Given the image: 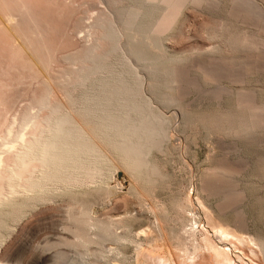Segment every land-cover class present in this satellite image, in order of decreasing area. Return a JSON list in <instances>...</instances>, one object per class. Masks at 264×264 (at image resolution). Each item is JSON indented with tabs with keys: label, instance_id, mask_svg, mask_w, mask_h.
<instances>
[{
	"label": "rangeland",
	"instance_id": "1",
	"mask_svg": "<svg viewBox=\"0 0 264 264\" xmlns=\"http://www.w3.org/2000/svg\"><path fill=\"white\" fill-rule=\"evenodd\" d=\"M132 1L133 0H0V133L5 128L9 127V125L13 123L12 120L14 121L15 118L20 121L22 114H24L26 108L32 103V99L35 98V96L36 98L40 96L46 80L54 82L69 80V82L73 84L75 80H72L76 79L77 81L79 73L83 75V73L89 72L90 75H86L92 76L91 67L97 64L95 62H98V59H100L96 56L97 53L98 55H106L108 57V54L113 52V43H110L111 40L106 41V37L104 38L108 30L102 23L103 20L105 24L109 21H113L114 24L112 23V26L114 28V26H119L120 19L123 18L125 20L122 19L121 30L126 28L123 30L126 35L128 32L129 34L133 32L131 35H134V33L136 35L133 36V41L131 40V35H124L126 40L123 37L120 42L121 49L123 50L122 52L121 50L114 52L115 55L118 54L122 56L124 51H127L129 54L134 53L133 56H131L133 60L135 56L136 58L134 61L131 58V62L134 66L141 65L139 66L140 69L138 68L139 70L136 66L134 67L139 73L142 67L141 74L144 72L148 75V71L142 66L144 62H146V65H157L160 71L164 69V71H161L164 72L163 78L167 76V71L165 69L169 70L167 72L169 76L171 75L170 69L172 73L175 70L181 71V75L178 77V85H181V89H185L186 91L182 90L184 95L176 89L169 91V89H167L168 87L166 88L165 86L167 90L164 89V93L162 90L164 84L161 88L159 86L162 90H160V94L162 93L161 95L170 92L168 94L170 96L173 91V94L176 93V97L173 98H176L177 101L172 107H167L162 103L160 107H157L156 105L159 106V103L155 99L156 97L153 98L152 96H159V90H153L149 87L151 92L152 90H156V93L158 92L157 95L154 92L152 95V93H149V90L146 89V97L154 100L153 102L156 100L155 103L157 104L153 103L154 106L152 105V107L159 108L161 114L162 112L164 113L166 120L169 119L166 121L167 124L169 125L170 123L166 129L168 132V135H166L167 139L164 138L165 141L161 143L162 146H160L159 149L152 150L148 157V160H150L149 167L155 165L154 168L156 167L155 170L157 169L156 175L152 173L153 176L151 174V171L154 170L153 167L152 169L150 168L151 170L148 168L149 171L147 170V174L143 171V176L140 175L141 180H139L141 182H137L136 180L133 181V176L126 171L125 173L124 170H122L121 164L114 159V167L111 165L105 170V179L102 186L101 184L100 186L95 185V187L92 186L94 190H92L91 187V190H83L85 192L80 190L60 195L57 197L60 200L61 197L64 196L67 198H62L65 200L62 202H60L59 199L55 200L58 202H56V204H59L58 206L60 207H54L55 203L50 202L46 203L47 206H44L46 204H42V208L37 205L36 207L38 208L27 210L25 203L20 204L23 201H18L15 206L4 209V213L1 211L0 245L2 244V246H0V264H82L83 262H85L84 264H139V262L141 264H162L161 260L156 258L158 256L168 259L170 264H184L182 250L184 247L191 250L193 244L197 242L203 247L201 253H199L197 257V259H199L197 264H218L212 257L209 245L204 241L205 238L210 242L212 241L214 246L216 245L228 249L233 264H264V255L257 247L252 248L253 245L251 243H244L241 245L233 240L221 243L214 229L222 225L228 227L231 231H236V233L241 230L240 233L238 232L237 234L245 235V237L253 239L256 243H264V239L262 240V238H264V125L259 127L253 124V119H248V116L251 118L249 111H245L242 107L237 106L238 100L237 96L235 97L239 91L245 92L246 94L250 93L252 94L251 96H254V101L257 105L259 104V106H261L263 104L262 106H264V0H203L199 5H197L198 3H191L190 5L187 3L183 5V7L176 8L178 10L174 9V15L168 21L166 33L162 35L148 33V35H152L149 37V39H151L150 41L153 44L155 42L157 46L149 43L148 35H145L144 39L147 37L148 40L145 39V41L142 35L139 36L134 31L136 28L143 27L144 24L146 26V22L148 21L152 24L153 21L155 22L159 19L163 11H161V9H163L164 6L162 4L157 5L155 12L151 14V7L149 6L148 8L146 3L144 5L141 1L139 6L141 8L142 5V8H138V12L141 15L138 19L139 21L137 20V26L135 23V29L133 28V31L131 28V32V30L125 27L127 23L125 12L131 11L132 9L137 11L136 8L130 7L133 4L135 5L134 2L136 0ZM217 3H219V5ZM136 4L138 5L137 1ZM200 4L202 5L201 7ZM137 5H135V7H138ZM235 14H238L237 18L239 19H241V14L248 16V19L250 18L252 22L248 20L244 25V23L234 18L236 17ZM8 18H10L12 22L10 19L9 21ZM252 18L260 22L253 21ZM115 22L118 24L116 23V25ZM100 23L104 26L101 27ZM253 24L260 30L257 31V28ZM149 25H147V27H149ZM102 28H105L106 31ZM159 36L162 38L159 39ZM154 37H156L157 41H155L156 39L154 40ZM139 39L148 43L149 46L144 42L149 49L145 47L143 42H140ZM123 40L125 41L122 42ZM136 41L138 44H136ZM122 43L129 44L127 46L125 45V48L128 50L122 47ZM141 43L143 48L141 47ZM161 43H163V47ZM150 44L158 49L156 48L154 50L155 47L153 48ZM137 48L138 51L142 48V52L140 51L141 54L138 52L139 55L142 56L141 59L139 58L140 56L137 57V50H134ZM131 49H133V52H131ZM88 50L93 53H90L89 57H87L89 54ZM114 54H111L110 57L107 58L109 62L107 59H103L106 61L105 64H107V68H109V66L113 68V64L118 62V59L122 62L120 58H123V56L120 57L116 55L115 57ZM93 55L98 59L96 60L93 58ZM144 56L147 57V60H143L145 59ZM88 58L90 60L93 58L94 60H92L95 62L93 63L88 60ZM103 60L100 59L99 62H104ZM156 60L158 62H156ZM120 62L116 64L122 65ZM217 62L221 65L224 63V66H227V68L232 70V73L236 75H241V71L245 69L242 71V73H244L242 77L243 80L241 79L237 82L228 78H226V80L222 79L220 82L208 80L204 77L199 67L204 65L203 63H206V65H216ZM247 64L249 67L252 65L250 68L253 70L248 68ZM117 65L114 67L117 69L116 71H123L125 69L120 68L123 66L117 67ZM111 68L106 69L104 73L101 72L102 74H97L98 76L93 75V79V76L89 77L87 88L70 90V88L73 87V85H70L66 89L56 87L55 92L59 91L58 94L64 97L65 92L63 95V91L69 89L73 94L76 93L75 96H79L78 98H80L84 90L88 89L87 91H92L94 87H91L93 84L90 85V83L93 82L94 79V82L101 77L104 79H111V73L109 71ZM119 68L121 70H119ZM88 69L90 71H88ZM112 71H114V69H112ZM105 74H109L108 77L105 76ZM141 74L139 75L141 76ZM146 74L143 76L145 82L150 80L149 83L151 84V78L147 81L150 76L146 79ZM160 75L158 79L161 77V79L164 80ZM167 78L169 77L167 76ZM161 79L159 82L157 80V84L159 83L160 85L164 83ZM182 84L185 85L183 86ZM147 85L148 83H146V86ZM220 86L223 88L221 91ZM156 88H158L157 85ZM186 88L188 90L190 89V91L186 90ZM253 93L256 95H253ZM173 94L171 97L174 96ZM250 94L248 95L250 96ZM162 105L164 107H162ZM157 108L156 110L158 112L159 110ZM241 108L245 113H248V116L244 114V116L246 115V121L243 115L241 118V113L243 112ZM239 110H241V113H239ZM43 115L42 113V116ZM231 115L234 116L230 118L229 116ZM175 116L177 118H175ZM238 116H240V118ZM236 117L238 121L240 119L239 122L236 120L240 124L250 123L246 126H251V129L254 127L252 131L250 128L249 130H245L248 129L245 125L237 124V122L234 121ZM243 118L244 123L242 122ZM168 127L170 128L168 129ZM257 127H259V129ZM11 159L12 157L10 160ZM112 167L113 171L110 169ZM223 169L230 171L231 175L222 176L220 172H222ZM114 171L116 173H114ZM108 174L110 175V179ZM144 174L146 175L144 176ZM148 174L152 177L145 178L149 176ZM214 174H216V176ZM136 176L134 175L135 178H140ZM144 179H148L147 183ZM106 182L108 183L106 184ZM235 182L238 184H235ZM207 183H209L208 185L212 187L211 189H213L214 192L208 189L209 187L206 188L208 186ZM115 184L117 186H115ZM139 184L141 189L138 187ZM113 185L115 187H113ZM135 185L139 189L135 187L137 191L134 190V194L139 193V195L137 194L138 196L135 194L137 197L134 194V196H131L133 193L131 188L133 187L134 189ZM141 185L143 187H141ZM103 186L104 188L102 189ZM110 186L113 189L117 188L112 191ZM98 188L102 191L98 190ZM216 188L218 190H215ZM232 188L237 189L240 193L239 197L230 196L229 192ZM104 190L105 192L110 190L107 192V195L104 193L107 197L108 195L115 194L116 191V196L113 195L115 197L110 196L105 199L110 203L113 197L110 203L111 205L109 204L111 207L102 199V197L105 198L103 195ZM209 190L213 192L212 194L214 195L209 193ZM227 190L229 191L227 192ZM86 192L89 194H84ZM90 193L92 194L91 196ZM128 193L130 195H128ZM206 193L212 196L209 197ZM82 194H84L83 197H79L80 195L82 196ZM84 196L87 199H85ZM74 197L75 203L72 201ZM76 199L78 201H76ZM101 201H104L102 202L103 204ZM153 201L155 203L157 201L158 205L160 204L159 207L154 208L155 212H153L152 207L158 205L157 203L155 205ZM75 204H81L83 206H94L95 204L94 208H96L97 213H101L97 214L98 217L100 215L101 218L104 210L115 209L114 211L110 210L111 214L109 216H103V220L109 219L108 217L111 218L114 213L111 219L114 221L117 219L116 223L119 226L117 234L120 233L124 235L123 233L126 234L127 232L125 239L118 243V246L115 245L112 240L105 242H108V244L103 243V249L105 247L108 252H106L105 255L102 254L103 258L100 257L101 255H99V257L96 255V257L92 252L87 254L88 257L86 255L83 256V254V257H78V253L74 256L73 251H67V248L65 249L64 247L63 250H66V254L61 259H56L54 255L52 256L53 251L52 253L51 251H42L47 243H53L50 241L55 240L54 243H57V240L60 239L58 235H61V238L67 236L66 232L63 230V225L67 217L66 212L68 210L65 209V207L69 208L71 205V208L74 207ZM103 205L104 207L106 206L105 209L102 208ZM100 207L103 211H100ZM149 208H151V210ZM16 210L19 211H17L19 215L14 213ZM106 212L103 214L107 215L108 213ZM129 212H131L130 216H128ZM116 213L120 214L116 216ZM28 214L30 215L28 216ZM160 214H162V217ZM118 216L120 217L119 219ZM133 218L134 220H132ZM16 219L19 220L17 221ZM155 219H157L158 222ZM156 222L159 224L157 225ZM195 222V227H198L195 236L193 235L185 240V237L188 236L181 230L182 227H184V223L190 225ZM153 225H156V227ZM124 226H127L125 229L131 227L132 229L130 230L132 232L127 230L123 232L124 229L121 231ZM186 228L188 229L189 227L186 226L185 229ZM245 228H247L246 231ZM149 233L152 235L153 239H156L153 240ZM249 233L253 237L250 236ZM129 237L131 239H129ZM130 240L131 245L130 242H128ZM149 240H152L150 241L151 244L148 242ZM159 240L161 241L159 242ZM196 240L197 242H194ZM109 242L110 244L112 243L111 245L113 246H109ZM152 242L155 243V245H153ZM233 243L235 244L233 245ZM149 244L154 248L151 249L152 246ZM176 244L179 245V247L176 246ZM92 247V250L96 248L95 245H92ZM180 248L181 250H179ZM120 251L123 252V256ZM112 253L116 254L114 255ZM107 254H109V256H106ZM115 256L117 257L115 258ZM104 257H106V259ZM120 257L123 259L121 258L120 260ZM103 259L105 260L103 261ZM116 260H119V262Z\"/></svg>",
	"mask_w": 264,
	"mask_h": 264
},
{
	"label": "bare ground",
	"instance_id": "2",
	"mask_svg": "<svg viewBox=\"0 0 264 264\" xmlns=\"http://www.w3.org/2000/svg\"><path fill=\"white\" fill-rule=\"evenodd\" d=\"M133 1H135V0H133ZM136 1L138 2V5L136 4ZM136 1L134 3L138 7H135L134 4H133L134 6L132 5L130 7L136 8L137 11H135L131 8L133 11L131 10V11L125 12L126 16H127V19H126L127 23H126L125 27H127V29H129V30H131V28L135 29V27H134L135 23L137 26V20L139 19L140 15H141L138 12V8H140L139 3H141V1L144 5L146 3L148 8H149V6L151 7V9H152L150 12L151 14L155 12L157 5L162 4L164 6L163 9L160 8L161 11L162 10L163 11L161 13L160 18L157 19L155 22L153 21V23L150 24L148 21V22H146V26L144 24L143 27H139L138 29L136 28L135 31L133 29V31L136 32L139 36H141V35L143 36L142 37L143 40H145V39L147 40V37L145 39H144V37H145V35H148V33H155L158 35H162V34L166 33V31L168 29V21L173 17L174 9L178 10L176 8H179L181 6L183 7V5H185L187 3L189 5L191 3L192 4L198 3L197 5H199V3L201 1L203 2V0H136ZM18 3H20V2H18ZM211 3H213V2H211ZM219 3H217V4L219 5ZM201 6L202 5L200 4V7ZM204 7H205V5H204ZM141 8H142V5H141ZM148 8H145V9H148ZM127 9H129V8H127ZM232 13H234V12H232ZM156 15H157V13H156ZM237 15L234 18L237 21L244 23V25L247 23L248 20H250V22H252L250 18L248 19V16L241 14L242 15V16H240L241 19H239V18H237L238 17ZM122 16H124V15H122ZM10 18H8V20ZM114 18H116V17H114ZM122 19H120L121 20L120 22L117 21V22H119L120 29H119V26H117V27L114 26V28H113V26H112L113 21H109L110 23L109 22L106 23L107 25L105 24V22H103L104 20L102 21V23L105 25V28H107V30H108V31H106L105 28L104 29L102 28L103 30L106 31V34H107V35L106 34L104 35V38L106 37V41L111 40L110 43L111 42L113 43L112 44L113 45V47H112L113 52L110 50L112 52L111 54H114V52H117L119 50H121V52H122L123 49H121V45H120L121 39L124 37V35L127 36L129 34V32L127 35L124 33L125 31L123 32V30H125L126 28L121 30ZM252 19H253V21L254 20L256 21L255 18H252ZM123 20H125V19H123ZM11 22H12V20H11ZM117 22H115V24ZM150 22H151V20H150ZM256 22H260V21H256ZM102 23H100L101 27L104 26V25H101ZM147 23H149L150 25ZM147 25H149V27H147ZM250 25H251V23H250ZM260 26H258V27H260ZM259 30L260 29L257 28V31H259ZM131 32H132V30H131ZM131 34H133V32ZM131 34H129V35H131ZM134 35H135V33H134ZM134 35H131L132 41L134 40V38H133ZM150 35L151 34L148 35V39H149ZM154 36L158 37L157 35H154ZM156 37H154V40L156 39ZM125 38L126 37H124V39ZM161 38L159 36V39H161ZM125 40H123L122 42H124ZM139 40H140V42H143V44L146 41V40L142 41L141 39H139ZM150 40L151 39H149V41ZM155 41H157V39ZM149 43L153 44L151 41ZM136 44H138L137 41H136ZM145 44L147 45L148 43L145 42ZM145 44H144V46L147 47ZM151 44H150V46H152V47L154 44H155V46H157L155 42L153 45H151ZM162 44L163 43H161V45ZM122 45H123L122 47L125 48V45L127 46L129 44L122 43ZM164 45H165V43H164ZM148 46H149V44H148ZM131 47H133V46H131ZM141 47L143 48L142 43H141ZM162 47H163V45H162ZM142 48L139 49V51H138V48L134 49V50H137V53H138L142 50ZM147 48L149 49V47H147ZM156 48L157 47H155L154 50ZM125 49H127V48H125ZM95 50H97V49H95ZM132 50L133 49H131V52H133ZM147 50H146V52H147ZM88 52H89V54L87 57H89V55H90V53H92V51L90 52L88 50ZM93 52H95V51H93ZM124 52L122 55L123 58H120L122 56L116 54L117 56H120L119 57L120 59H122L121 60L122 62H120L119 59L116 58V59H118L117 60L118 62H116V63L119 64V62H120V64L122 63V65H117L115 63V64H113V66L114 67H115V65H117V67L123 66L120 68H125V69L124 70L122 69L123 71H116L117 69H115L114 67L111 68L112 66L108 65L109 68H111V70H109L111 73V79H107L106 77H105L106 79H104L103 77H101L103 79L100 78V79L96 80V82H94V80H95L94 79L93 82L95 83V85L93 82L90 83V85L91 84L94 85V86L91 85V87H94L92 89V91H90V90L87 91L88 89L84 90L83 93L80 91L82 93L80 98H78L79 96H75V94H76L75 91H74L75 94H73V92H71L70 90H73V89L75 90L78 88L84 89L85 87L87 88L88 87L87 83H89L88 81L90 79L89 77H92L93 75H97L101 72L104 73V71L106 69H109V68H107V64H105V62H106L105 60L108 57H110V55H111L109 52H106V53L110 54V55L108 54V57L106 55H105L106 57L103 55H102L103 56L102 57L101 55H98L97 52H95V53H97V55L94 53L101 60L105 59V60H103L104 62H101V61L99 62L100 59L95 58L96 56H94V55L92 57L95 58L96 60L98 59V62L93 61L94 60L93 58H91V60L88 58V60L92 61L93 63L94 62L97 63V64H94L93 67H91L92 68V72H91L92 76H87L89 74V72L85 73V74L83 72H81V73H83V75H81L79 73V78L77 81H76V79H73V80L71 79L72 81L75 80V82L73 84H71L69 82V80L68 81H61V82H54V81L46 80L44 87H42L43 91H41L40 96L38 98H36V96H35L36 99L35 98L32 99V101H31L32 103L26 108L24 114H22L21 119L19 118L20 121H18V119H16V118L15 119L13 118L14 119V121L12 120L13 123L11 122L12 124H10L9 127L5 128L0 133V215L4 209H6L10 206H15L18 203V201H20V200L23 201L20 204L25 203V207L27 208V210L38 208V207H36L37 205H39V207H40L42 204L44 205V204L50 203V202L55 203L54 207H57L59 204L57 205L56 204L57 201H55V200L59 199L57 197H59L62 194L65 195L66 193H72L75 191L77 192L80 190L83 191L86 189L91 190L90 188L92 186L95 187V185L100 186V184H101V186H102V184L104 183V179H105V170L108 166L112 165L114 167V165H115L114 159H116L121 164V166L123 168L122 170H124V172L126 171L131 176H133L132 177L133 181L136 180L137 182H141L140 181L141 180L140 175L143 176V174H142L143 171H145V173L147 174V172L149 171L148 168L149 169L150 168L152 169V167L154 168V166H155L154 164H153L154 166L149 167L150 166L149 165L150 160H148L149 159L148 157H149L152 150L159 149V147L162 146L161 143H163V141H165L164 138L167 139L166 135H168V132L166 131V129H167V126L170 125V123L168 125L166 122L169 119L167 118L168 120H166L164 113L162 112V114H161V111L157 107H160L161 103L167 107H170V106L172 107L176 104V101H177L176 98H173V97H176L175 96L176 93L173 94L172 93L173 91H172L171 95L172 94L174 95L172 97H171V95L170 96L168 95L170 92L168 94L166 93L164 95H161L162 93L160 94V90H161L160 88L164 84V86L162 87L163 91L165 89V86H166V88L168 87L167 89H169V91H171L172 89H176L180 93L182 92V90L185 91V89H181V87H180L181 85L180 86L178 85V80H179L178 77L181 75V73H180L181 71L175 70L172 73V70L170 69V71H171L170 76H173V77H170L168 75L169 73H167L169 70L165 69L167 71L166 75L169 78H167L166 75H165L166 77L163 78L164 72H161V71L162 70L164 71V69H162L160 71V70H158L157 65H156L157 67L155 65H146L145 64L146 62H144V64L142 66H144L143 68H145V70L148 71V72L146 71L148 73V75L144 72L143 73L147 75V76L145 75L146 79L148 76H150L147 79V81H148L149 78H151V84H150L149 83L150 80L148 82H145V79L143 77L144 74L143 73H142L143 75L141 74L142 67H141L140 73H139V71H137L138 68L140 69L139 66H141V65L140 64L137 66L135 65L137 67V69H135L134 68L135 66L132 65L131 58L133 60L132 56L134 53L129 54V53H127V51L125 53ZM141 52H140V54H141ZM116 55L114 54L115 57H116ZM135 55H136V52H135ZM142 55H144V54H142ZM99 56H101L102 58ZM138 56H140L139 57L140 59L142 58V56L139 55V53H138L137 57ZM165 56H164V58H165ZM135 58H136V56H135ZM135 58H134V60H135ZM158 58H159V56H158ZM143 60H147V57H145V59H143ZM107 61H108V59H107ZM156 62H158V61L156 60ZM218 63L219 62H217L216 65H213V64H207L206 65V63H203L204 65H201L199 67V69L202 71L204 77H206L208 80H211L214 82H220L222 79L226 80V78L232 79L233 81L237 82V81L241 80L242 77L244 76V73H242V71L245 69H243L241 71V73H240L241 75H236V74L232 73V70L227 68V66H224V63H223V65L218 64ZM133 64H136V63H133ZM198 64H200V63H198ZM247 66H248V68L252 67V65L249 67L248 64H247ZM120 68H119V70H121ZM112 69H114V71H112ZM250 69H252V68H250ZM254 69H256V68H254ZM88 71H90V70L88 69ZM139 74H141V76L143 78ZM160 74H162V75H160ZM108 75L105 74V76H107V77H108ZM159 75L162 76V78L164 79V80H162L160 77V79L162 81H164V83H162L160 85H159V83L157 84V80H158V82L160 80V79H158ZM250 75H252V74H250ZM101 76H103V75H101ZM93 78H94V76L92 77V79ZM162 81H160V82H162ZM146 83H148L147 86H146ZM149 84H150V86H149ZM70 85H73V87L71 86L72 88H70V90L67 89L68 90V91L66 90L67 92L65 90L64 91L62 90L63 93L62 92L61 93L63 95L65 92L64 97L58 94V92H59L58 90H57L58 92H55L56 87H59L61 89H66ZM156 85L158 88H156ZM159 86H160V88H159ZM146 87H148V88L151 87V89H153V90L158 89L159 93L158 92L157 93L159 94V96L155 92L156 90L155 91L152 90V92H151V89L150 88L148 89ZM221 87L222 86H220V91L223 90V88H221ZM146 89L149 90V93H152V95L154 93L157 95V96H152V97L153 98L156 97L155 99L158 101L159 106L156 105L157 107H152L153 103H155L156 100H155V102H153L154 100L146 97V95H147ZM167 89H165V90H167ZM186 90H188V89L186 88ZM188 91H190V89ZM77 93H78V91H77ZM164 93H165V91H164ZM195 93H197V92H195ZM181 94H184V93L182 92ZM248 94H250V93H248ZM248 94H246L245 92L239 91L235 95V97L237 96V100H238L237 106L242 107L243 109H245V111L248 110L249 115L251 117V118H249V116L247 115L248 113L247 112L245 113L244 110L241 108L243 111L242 112L243 114H242L241 110H239V113H241V118L244 116V114H246L248 116V119H250V120L253 119V121H252L253 124H255L259 127H262L264 125V106H262L263 104L261 106H259V104L257 105L254 101V99H255L254 96H251L252 94H250V96H249ZM253 95H256V94L253 93ZM33 100H34V102H33ZM237 100H235V101H237ZM178 102H179V100H178ZM155 104H157V103H155ZM163 105H162V107H164ZM176 107H177V105H176ZM156 108L160 112L159 111L157 112ZM42 113L44 114L43 116H42ZM246 115L244 116L245 121L247 120ZM176 116H175V118H177ZM232 116H234V115H231L229 117L231 118ZM238 117L240 118V116H238ZM234 118H232V119H234ZM244 118H243V121L241 120L243 123H244ZM236 120H237V117H236V119H234V121H236ZM239 121H240V119H239ZM238 122H237V124H240ZM248 122H249V120H248ZM247 124H250V123H247ZM247 124L244 123V124H240V125L246 126ZM259 127H257V128L259 129ZM169 128L170 127H168V129ZM247 128L248 129H245V130H249V128L251 129V126H248ZM253 128L254 127H252V129ZM252 129H251V131H252ZM11 157H12V159L10 160ZM118 162H117V164H118ZM246 165H248V164H246ZM117 166H119V165H117ZM113 167L110 168V169H112L111 171H113ZM155 168H154V170L151 171V174L152 173L154 175L157 174V169L155 170ZM119 170L122 171L121 169H119ZM216 172H217V170H216ZM114 173H116V172L114 171ZM146 174H144V176ZM149 174H150V172H149ZM220 174L222 176L223 175L224 176L231 175L230 171L224 170V169L222 170V172H220ZM122 175H124V174H122ZM134 175L135 176L137 175L136 177L139 176L140 178L137 179L134 177ZM214 175L216 176V174H214ZM149 177H152V176L149 175L145 178H149ZM109 179H110V175H109ZM214 179H216V178H214ZM214 179H212V180H214ZM144 180L147 183L148 179L147 180L144 179ZM232 181H234V180H232ZM107 183L108 182H106V184ZM114 183H116V182H114ZM117 183H119V182H117ZM150 183L153 184L152 182H150ZM208 184L209 183H207V185ZM235 184H238V183L235 182ZM130 185H132V184H130ZM142 185H141V187H143L146 184H144L143 186ZM115 186H117V185L115 184ZM115 186L113 185V187H115ZM135 187H136V185L134 186V189H133V187L131 188L133 190V193L131 192L132 193L131 196L134 194V192H135L134 190H136ZM138 187H139V189H141L140 184ZM238 187H236V188H238ZM99 188H98V190L101 189V188L100 189ZM103 188H104V186L102 187V189ZM108 188H109V186H108ZM116 188H114V189L112 188V191H114ZM206 188L211 189L212 187L208 185ZM236 188L230 189V192H229L230 196H233V197H239L240 196V193L237 191ZM92 190H94L93 187H92ZM211 190L213 191V189H211ZM215 190H218V189L216 188ZM100 191H102V190H100ZM100 191H99V193H100ZM109 191L105 192V190H104L103 195H104V193H106V195H107V192H109ZM140 191H142V190H140ZM228 191L229 190H227V192ZM83 192H85V191H83ZM118 192H119V189H118ZM213 192H211L209 190V193L212 194ZM227 192H224V193H227ZM91 193H90V196L92 195ZM99 193H98V195H99ZM129 193H130V191H129ZM129 193H128V195H130ZM84 194L88 195L89 193L86 192ZM84 194H82V196L80 195L79 197L82 198ZM115 194H116V191H115ZM115 194H113V195H115ZM137 194L139 195V193H137ZM106 195H104L105 198L102 197V199L105 200L108 197L113 196V195H108V197H107ZM207 195L209 196V194H207ZM212 195H214V194H212ZM212 195H210V196H212ZM85 196H84V198L87 199ZM115 196H113V197H115ZM113 197L111 198L112 200H113ZM118 197H120V196H118ZM62 198L67 199V198H65V196L61 197V200L59 199L60 202H62L64 200ZM144 198H145V196H144ZM74 199H75V197L72 200L73 203H75ZM93 200H95V199H93ZM112 200H110V203ZM76 201H78V200L76 199ZM102 202H104V201H101V203ZM105 202H107V201L105 200ZM146 202H148V201H146ZM95 203H97V202H95ZM110 203L107 202L108 205ZM156 203H157V201H156ZM156 203L154 202L155 205H156ZM81 204H82V202H81ZM81 204H75L74 207H71V208H70L71 205L70 206L68 205L69 208L65 207V209H68L66 212L67 217H66V222L65 223L63 221L62 222L64 223L63 230L66 232L67 236L61 238L62 236L58 235V236H60V239L57 240V243H54L55 238L52 239L54 241H50V242H53V243H50V244L47 243L42 251H45V252L51 251V253L53 251L52 256L54 255V257L56 259H61L66 254V250L67 251H73L74 256L76 255V253H78L77 254V256L79 255L78 257L82 256V254H83V256L84 255L87 256V254H89L90 252H92V254H94L95 256L98 255V257H99V255H101L100 257H102L103 256L102 254L105 255V253L107 252L105 247L103 249V243H105L108 240H112L113 243L115 245H117L118 243H120L121 241H123L125 239L126 234H127V232L125 230H127L129 232L131 231L130 230V229H132L131 227L128 228L129 229L128 230V229H125V228H127V226L126 227L124 226V227H122L121 231L124 229L123 232H126V234L125 233H123L124 235H122L120 233L117 234V230L119 229V226L116 223L117 219L115 221L113 219H111L114 216L113 212H112L113 214H112L111 218L108 217L109 219L103 220V216H109L111 214L110 210L114 211L115 209H109L108 208L109 210L106 209V211H107L106 212L105 210L104 211L102 210V208L105 209V207H106V206L104 207V205H103L102 208L100 207V211H103V213L106 212L108 214L104 215L102 213V218H101L100 215H99V217L97 215V214H101V213H97L96 208H94L95 204H94V206H89V205L83 206ZM63 205H64V203H63ZM157 205H158V203H157ZM159 205L152 207L153 212H155L154 208L159 207ZM44 206H47V204ZM148 206H150V205H148ZM42 207L43 206H41V208ZM58 207H60V206H58ZM161 208H163V207H161ZM149 209L151 210V208H149ZM17 211L18 210H16V212H14V213H17ZM130 213L131 212H129L128 216H130ZM158 213H159V211H158ZM119 214L120 213H118V214L116 213V216ZM5 215H3V216H5ZM29 215L30 214H28V216ZM160 216L162 217V214H160ZM14 217H16V216H14ZM132 217H134V216H132ZM119 218L120 217L118 216V219ZM134 218L132 220H134ZM13 219H15V218H13ZM104 219H105V217H104ZM121 219H123V218H121ZM157 219H155V220L157 221ZM16 220L18 221L19 219H16ZM59 220H60V218H59ZM0 221H2V220H0ZM118 223H119V221H118ZM158 224L159 223H157V225ZM195 225H196V222L194 224H190V225L184 223V225H183L184 227H182L181 230H182V232H184L188 236V237H185L186 238L185 240H187V238H189V237H192L193 235L195 236L196 231L198 229V227H195ZM186 226H188L189 228L185 229ZM245 226H246V224H245ZM154 227H156V225ZM159 227H160V225H159ZM238 228H240V227H238ZM214 229H215V234H216L217 238L221 240V243L222 242L223 243L224 242H230L231 240H233L237 243H240L241 245H243L244 243H251L253 245L252 248L257 247L258 250L264 255V243H262V242L256 243L253 239L245 237V235L243 236V235L237 234L238 232L240 233L241 230H239L236 233V231H231V229H229L228 227L222 226V225H219ZM246 229L247 228H245V231H246ZM160 232H162V231H160ZM160 232H159V234H160ZM60 233L62 234L61 231H60ZM150 233H151V231H150ZM150 233H149V235H150ZM247 233H246V235H247ZM128 235H127V237H128ZM150 236L152 238V235H150ZM250 236H252V235L250 234ZM130 237H129V239H131ZM137 237H139V236H137ZM57 238H59V237H57ZM147 238H148V236H147ZM256 238L258 239L257 236H256ZM155 239H153V240H155ZM263 239L264 238H262V240ZM126 240H127V238H126ZM138 240H140V239H138ZM190 240H191V238H190ZM150 241H152V240L148 241L151 244ZM160 241L161 240H159V242ZM204 241L209 245V249L211 251L212 257L214 258V260L218 264H233L232 259L229 255L230 252L228 249H224V248L216 246V245L214 246L212 241L210 242L207 238H205ZM47 242H48V240H47ZM128 242H130V245H131V240ZM156 242H158V241H156ZM194 242H197V240ZM105 244H108V242ZM111 244L109 242V246ZM234 244L235 243H233V245ZM92 245L96 246V248L94 250H92V248H93ZM126 245H129V244H126ZM146 245H148V244H146ZM153 245H155V243H153ZM0 246H2V244ZM111 246H113V245H111ZM117 246H116V249H117ZM150 246H152V245H150ZM176 246L179 247V245H177V244H176ZM244 246H246V245H244ZM63 247L65 249L66 248L67 249L63 250ZM121 247H123V246H121ZM153 248L154 247L152 246L151 249H153ZM176 249H177V247H176ZM202 249H203V247L199 242H197L196 244H193V247L191 250L189 248L184 247V249L182 250L183 251L182 256H184V258H183L184 264H197V262L199 260V259H197V257L199 256V253H201ZM179 250H181V248ZM120 253L123 256V252L120 251ZM112 254H114V253H112ZM153 254H155V253H153ZM253 255H254V253H253ZM106 256H109V254H107ZM90 257H91V255H90ZM116 257L117 256H115V258ZM173 257H172V259H173ZM93 258H94V256H93ZM104 258L106 259V257H104ZM121 258L122 257H120V260H121ZM156 258L160 259L162 264H170L168 259H165L161 256H158ZM105 259H103V261ZM107 259H108V257H107ZM100 260H101V258H100ZM116 261L119 262V260H116ZM118 262H116V263H118ZM84 263L85 262H83L82 264H84ZM94 263H97V262H94ZM89 264H91V263H89ZM139 264H141V263L139 262Z\"/></svg>",
	"mask_w": 264,
	"mask_h": 264
}]
</instances>
